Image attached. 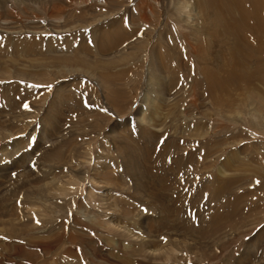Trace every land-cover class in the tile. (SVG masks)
<instances>
[{"label": "rangeland", "instance_id": "374dc122", "mask_svg": "<svg viewBox=\"0 0 264 264\" xmlns=\"http://www.w3.org/2000/svg\"><path fill=\"white\" fill-rule=\"evenodd\" d=\"M263 5L0 0V264H264Z\"/></svg>", "mask_w": 264, "mask_h": 264}, {"label": "bare ground", "instance_id": "6f19581e", "mask_svg": "<svg viewBox=\"0 0 264 264\" xmlns=\"http://www.w3.org/2000/svg\"><path fill=\"white\" fill-rule=\"evenodd\" d=\"M253 1V0H252ZM259 1V0H258ZM257 2V1H256ZM260 2H261V0H260ZM254 3V2H253ZM235 4V3H234ZM253 5H255V3L253 4ZM252 5V7H254ZM259 5H261V4H259ZM251 6V5H250ZM264 6V5H263ZM232 7V6H231ZM258 8V7H257ZM223 9V8H222ZM262 9V8H261ZM240 11H242V9H239ZM263 10V9H262ZM254 11H257V10H254ZM227 12H228V10H227ZM221 15V14H220ZM260 15V14H259ZM247 18H248V16H246L245 15V13H243V15H240L239 16V18H238V22H236V23H238V24H241V25H245V29H247V30H245L246 32H248V31H250L251 32V34L252 33H256V36H258V38H256V41L258 42V47H259V49H261V47H262V49H263V46H264V19H262L263 17H259L258 16V18H257V15L256 16H254V18L255 19H257L256 20V23H246L245 21L247 20ZM222 21H224V20H222ZM247 22H250V21H247ZM252 22V21H251ZM226 24H227V22H225ZM222 25H223V23H222ZM226 26V25H225ZM231 26V24H229V27ZM232 27H234V26H232ZM232 31V30H231ZM236 32V31H235ZM240 33V32H239ZM117 34V33H116ZM239 36V35H238ZM247 36V35H246ZM240 38H242V37H240ZM247 39H248V37H247ZM243 40V39H242ZM244 41V40H243ZM249 41V40H248ZM109 43H110V45L111 44H113V40H112V43L109 41L108 43H105V44H108L109 45ZM245 43V42H244ZM258 47H256V50H257V48ZM233 56H235V55H233ZM232 58H234V57H232ZM235 59H236V57H235ZM234 61V60H233ZM231 60L229 61V63L231 64ZM236 63L238 64V62H236V60L228 67H226L225 69H222V70H224V72H226V73H228V76H229V74L231 75V74H233V75H235L237 72L235 71V68H234V65L236 66ZM239 65V64H238ZM223 66V65H222ZM226 66V65H225ZM242 66V65H241ZM240 66V67H241ZM246 66V65H245ZM224 68V67H223ZM229 68V69H228ZM244 72V71H243ZM227 75V74H226ZM238 75V74H237ZM205 76H207V75H205ZM213 76V77H212ZM246 77H244V76H242V77H244V78H250V76H248V75H245ZM216 76L215 75H211V78H215ZM230 77V76H229ZM207 79V78H206ZM225 80V79H224ZM218 81V80H217ZM216 81V79H215V81L214 80H211V82H217ZM208 82V81H207ZM224 83V82H223ZM231 83V82H230ZM211 84V83H210ZM214 84H216V83H214ZM214 84H211V85H214ZM219 86H220V84H219ZM223 86V85H222ZM229 86V85H228ZM209 88H212L210 85H209ZM210 91V90H209Z\"/></svg>", "mask_w": 264, "mask_h": 264}, {"label": "snow or ice", "instance_id": "6c2138e0", "mask_svg": "<svg viewBox=\"0 0 264 264\" xmlns=\"http://www.w3.org/2000/svg\"><path fill=\"white\" fill-rule=\"evenodd\" d=\"M25 107H27V106H25Z\"/></svg>", "mask_w": 264, "mask_h": 264}]
</instances>
